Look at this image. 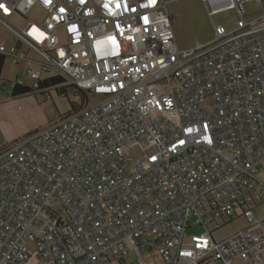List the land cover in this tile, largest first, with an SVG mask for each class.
Masks as SVG:
<instances>
[{"label":"built area","instance_id":"2783aa9c","mask_svg":"<svg viewBox=\"0 0 264 264\" xmlns=\"http://www.w3.org/2000/svg\"><path fill=\"white\" fill-rule=\"evenodd\" d=\"M201 1L235 24L178 49L166 0H0V60L87 99L0 147V264H264V11Z\"/></svg>","mask_w":264,"mask_h":264},{"label":"rangeland","instance_id":"374dc122","mask_svg":"<svg viewBox=\"0 0 264 264\" xmlns=\"http://www.w3.org/2000/svg\"><path fill=\"white\" fill-rule=\"evenodd\" d=\"M166 1L171 9V24L178 49H188L196 43L210 41L213 37L212 22L222 25L225 29H230L234 26L237 19L229 10L216 11L210 17L206 6L201 0ZM249 8L252 11L256 9L250 4ZM33 17V11H30L26 18L33 19ZM243 18L248 19L246 14L243 15ZM10 21L18 26L23 25L25 22L23 18L17 16L11 17ZM0 31H4L2 25H0ZM26 67L25 63L12 65L5 61L2 64L0 98L4 100L0 103V147L57 120L70 109V101L78 102V98L71 88H66V96L57 94L54 88H50L49 90H43L42 94L31 93L7 98V94L9 95L11 91V83L15 80L20 81L25 86L34 85V81L25 73ZM32 68L39 71L38 65H33ZM50 74L55 73L51 71ZM47 75L40 73V79L47 77ZM4 85L6 90L3 89ZM46 92L48 95L45 94ZM132 154L134 157L138 155L135 149L132 150ZM263 165L261 164L260 169L256 173L258 178H263L262 176H264ZM254 217H264V202L255 207ZM246 225L247 221L245 218L234 217L215 230L212 235L214 239L221 240ZM200 231L201 227L198 224H193L191 229L185 231V235L188 236L191 233H199ZM126 260L129 264H136L132 256H128Z\"/></svg>","mask_w":264,"mask_h":264},{"label":"trees","instance_id":"16d2710c","mask_svg":"<svg viewBox=\"0 0 264 264\" xmlns=\"http://www.w3.org/2000/svg\"><path fill=\"white\" fill-rule=\"evenodd\" d=\"M2 64L3 62L0 60V72H1ZM61 82L62 81L58 77H52L39 81L35 87L25 86V85H14L13 87H11L10 94L7 95V98L16 97L24 94H31V93L42 94L43 90H49L50 88H54V91L57 94H62L66 96V88H71L73 93L77 96L78 102L70 101L69 102L70 109L61 115L64 116L79 109L81 106H83L86 103L87 99L84 93L78 90H73V87L71 86H67V87L60 86Z\"/></svg>","mask_w":264,"mask_h":264},{"label":"crops","instance_id":"0c3cea01","mask_svg":"<svg viewBox=\"0 0 264 264\" xmlns=\"http://www.w3.org/2000/svg\"><path fill=\"white\" fill-rule=\"evenodd\" d=\"M260 1H261V7L254 1H249V2H246L244 4V9H245L244 15L246 14V16L248 17V19H246V20L254 19V18L258 17L261 14L262 11H264V0H260ZM249 4H250V6L256 7V9L253 10V11L250 10ZM260 24L264 25V20H262ZM262 169H263V172H264V165L262 166ZM262 177L263 178H260V179L264 182V176H262Z\"/></svg>","mask_w":264,"mask_h":264}]
</instances>
